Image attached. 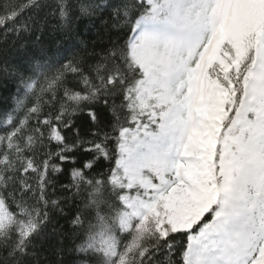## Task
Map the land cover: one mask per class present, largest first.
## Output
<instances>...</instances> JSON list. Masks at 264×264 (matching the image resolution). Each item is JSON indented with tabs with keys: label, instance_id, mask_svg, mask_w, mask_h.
Segmentation results:
<instances>
[{
	"label": "snow or ice",
	"instance_id": "1",
	"mask_svg": "<svg viewBox=\"0 0 264 264\" xmlns=\"http://www.w3.org/2000/svg\"><path fill=\"white\" fill-rule=\"evenodd\" d=\"M0 264H264V0L0 5Z\"/></svg>",
	"mask_w": 264,
	"mask_h": 264
},
{
	"label": "trees",
	"instance_id": "2",
	"mask_svg": "<svg viewBox=\"0 0 264 264\" xmlns=\"http://www.w3.org/2000/svg\"><path fill=\"white\" fill-rule=\"evenodd\" d=\"M23 2V0H0V5H3L4 3H14L18 4Z\"/></svg>",
	"mask_w": 264,
	"mask_h": 264
}]
</instances>
